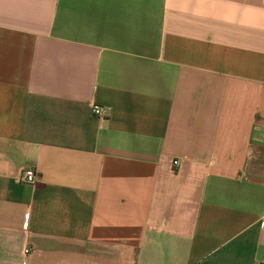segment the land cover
<instances>
[{"label":"crops","instance_id":"crops-1","mask_svg":"<svg viewBox=\"0 0 264 264\" xmlns=\"http://www.w3.org/2000/svg\"><path fill=\"white\" fill-rule=\"evenodd\" d=\"M0 264H264V0H0Z\"/></svg>","mask_w":264,"mask_h":264},{"label":"built area","instance_id":"built-area-1","mask_svg":"<svg viewBox=\"0 0 264 264\" xmlns=\"http://www.w3.org/2000/svg\"><path fill=\"white\" fill-rule=\"evenodd\" d=\"M102 107L98 104H93L91 107V113L93 116L100 117L102 116ZM179 168V160L172 161V169L178 170ZM15 182L18 184L31 185L34 186L37 182V173L32 168H25L19 172V174L15 177ZM25 226V225H24ZM26 254L30 253V250H25Z\"/></svg>","mask_w":264,"mask_h":264}]
</instances>
